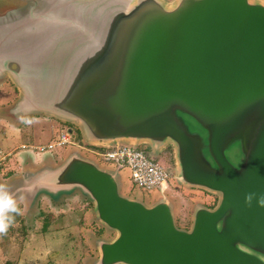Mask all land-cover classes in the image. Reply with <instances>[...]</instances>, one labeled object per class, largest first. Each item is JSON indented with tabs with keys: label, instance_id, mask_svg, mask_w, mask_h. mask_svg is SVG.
<instances>
[{
	"label": "water",
	"instance_id": "95a60500",
	"mask_svg": "<svg viewBox=\"0 0 264 264\" xmlns=\"http://www.w3.org/2000/svg\"><path fill=\"white\" fill-rule=\"evenodd\" d=\"M5 78L13 119L53 117L85 145L152 159L170 147L174 183L216 197L180 227L161 188L150 204L126 195L118 166L76 150L5 185L30 204L86 196L112 233L91 264H264V0H19L0 11Z\"/></svg>",
	"mask_w": 264,
	"mask_h": 264
},
{
	"label": "rangeland",
	"instance_id": "374dc122",
	"mask_svg": "<svg viewBox=\"0 0 264 264\" xmlns=\"http://www.w3.org/2000/svg\"><path fill=\"white\" fill-rule=\"evenodd\" d=\"M17 4H19V0H0V11ZM16 99V88L9 79H1L0 146L11 152L10 156L0 162V185L3 186L19 175L17 167L14 168L15 163L20 164L19 158L23 157V168L34 165L31 149H26L29 147L28 145L26 148L20 149L18 146L21 143L36 145L45 143L51 134H54L55 137L62 127V130L73 128L71 124L40 114L29 115L19 120L13 119L7 115V109ZM51 123L54 126L52 129L49 126ZM8 126H12V128L10 129ZM69 134L70 136L75 135L76 140L80 142L77 129L73 128ZM80 144L91 147L82 142ZM141 148L145 150V146ZM73 150L95 159L99 165L105 168L113 169L115 166L114 162L104 161L76 145H67L52 152L34 153L36 157H40L42 163H52L54 162V153L65 154L67 151ZM157 158V161L165 165L167 169L173 164L170 147L165 148ZM119 170L124 194L140 198L145 202L157 199L158 191L155 188L143 190L133 186L127 167L120 166ZM168 190L170 192L166 193L173 202L175 220L180 227L186 228L189 225L190 213L195 203L200 202L207 206H213L216 200L215 196L204 191L178 186L171 178ZM14 200L20 210V217L17 215L19 220L15 221L5 233L0 234V264H6V262L9 264H91L97 256L93 240L103 234L106 237L112 235L96 221L91 202L80 191L75 190L70 194H61L56 200L50 199L46 195H40L31 204L23 198Z\"/></svg>",
	"mask_w": 264,
	"mask_h": 264
},
{
	"label": "built area",
	"instance_id": "2783aa9c",
	"mask_svg": "<svg viewBox=\"0 0 264 264\" xmlns=\"http://www.w3.org/2000/svg\"><path fill=\"white\" fill-rule=\"evenodd\" d=\"M63 128V127H62ZM58 132V134L51 139L48 143L43 145L29 146L31 150L36 152L44 151H57L67 145H76V147L88 150L100 157L104 161H112L115 166H125L129 171V178L131 183L143 190H150L159 188L162 191H167L169 188L170 173L165 165L147 156L146 151L141 147H129V146H114L111 148H96L85 147L80 144L79 140H76V136H70L69 129H64ZM26 148V145H22ZM11 152L4 153L0 149V162H2L7 156H10Z\"/></svg>",
	"mask_w": 264,
	"mask_h": 264
},
{
	"label": "clouds",
	"instance_id": "9594fccd",
	"mask_svg": "<svg viewBox=\"0 0 264 264\" xmlns=\"http://www.w3.org/2000/svg\"><path fill=\"white\" fill-rule=\"evenodd\" d=\"M252 200V194L245 196V201L250 203ZM259 205H264V195L257 198ZM10 213L15 215L20 214L15 200L6 190L5 186L0 185V234L5 233L7 229L14 223V217Z\"/></svg>",
	"mask_w": 264,
	"mask_h": 264
},
{
	"label": "crops",
	"instance_id": "0c3cea01",
	"mask_svg": "<svg viewBox=\"0 0 264 264\" xmlns=\"http://www.w3.org/2000/svg\"><path fill=\"white\" fill-rule=\"evenodd\" d=\"M50 127H51V129L52 128H54V126H52V123L49 125ZM10 129L12 128V126H8ZM61 128V127H60ZM16 129V128H15ZM17 130V129H16ZM18 132H19V130H18ZM15 134V133H14ZM54 134H51V136H50V138L48 139V141L47 142H45V143H39V144H37V145H43V144H46V143H48L54 136H53ZM14 136V135H13ZM0 142H1V140H0ZM22 145H28V146H36V144H34V143H27V144H25V143H21L18 147L20 148V149H23L24 147H22ZM0 148L1 149H3L2 151L4 152V151H7V152H9L8 151V149H4V148H2L1 146H0ZM26 149H30V148H26ZM32 153H33V164L34 165H32L33 167L35 166L36 167V165H39V164H43L42 163V161L40 160V157H36L35 156V153L34 152H36V151H32V150H30ZM69 151H67V153H68ZM58 154H55L54 153V159H53V161L55 162V158H62V157H64L65 156V154H67V153H59V152H57ZM22 155V154H21ZM42 158V157H41ZM17 159H18V157H17ZM16 159V161H18ZM19 161H20V164L18 163H15L14 164V168H16L17 167V171H18V173H20L21 171H23L25 168H30V167H32V166H28V167H25V168H23L22 167V162H23V157H21V158H19ZM41 162V163H40ZM45 163H50V162H45ZM13 165V164H12Z\"/></svg>",
	"mask_w": 264,
	"mask_h": 264
},
{
	"label": "trees",
	"instance_id": "16d2710c",
	"mask_svg": "<svg viewBox=\"0 0 264 264\" xmlns=\"http://www.w3.org/2000/svg\"><path fill=\"white\" fill-rule=\"evenodd\" d=\"M141 147H142V146H141ZM130 181H131V180H130ZM132 185H133V184H132ZM133 186H134V185H133ZM12 215H14V216H13V217H14V222L17 221V220H19V217H20L19 215H18L19 217H18L17 215H15V214H12ZM6 264H9V262H6Z\"/></svg>",
	"mask_w": 264,
	"mask_h": 264
},
{
	"label": "flooded vegetation",
	"instance_id": "af4514ba",
	"mask_svg": "<svg viewBox=\"0 0 264 264\" xmlns=\"http://www.w3.org/2000/svg\"><path fill=\"white\" fill-rule=\"evenodd\" d=\"M168 191L170 192V190H167V191L164 192V194L167 195ZM166 192H167V193H166ZM147 202H152V201H147Z\"/></svg>",
	"mask_w": 264,
	"mask_h": 264
}]
</instances>
